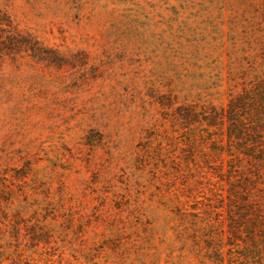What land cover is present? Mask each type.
I'll use <instances>...</instances> for the list:
<instances>
[{
    "label": "rangeland",
    "instance_id": "374dc122",
    "mask_svg": "<svg viewBox=\"0 0 264 264\" xmlns=\"http://www.w3.org/2000/svg\"><path fill=\"white\" fill-rule=\"evenodd\" d=\"M263 80L264 0H0V264H264V127L190 114Z\"/></svg>",
    "mask_w": 264,
    "mask_h": 264
},
{
    "label": "trees",
    "instance_id": "16d2710c",
    "mask_svg": "<svg viewBox=\"0 0 264 264\" xmlns=\"http://www.w3.org/2000/svg\"><path fill=\"white\" fill-rule=\"evenodd\" d=\"M184 113L183 118L187 119L190 117L187 111ZM190 114L196 116L194 122H197L199 125L202 122H206L209 126L214 124L219 127H223L224 123H226V127H264V80L259 83L258 81H254L243 85L238 93L233 94L229 98L225 107L221 106L218 109L212 106L205 107L198 113L190 111ZM252 146L258 147L257 144H253ZM262 151L264 150L262 149ZM239 173L242 178L248 177L251 179L243 168L240 169ZM239 180L240 178L227 179L232 188H230L228 198L232 205L238 201L237 204H234L236 211H241L242 215L248 216L252 227L256 228L260 222L264 221V193L261 192L262 189L258 188L252 192L245 190L241 184L243 181ZM231 213L233 212L231 211ZM253 221L255 223H252ZM228 264H247V262L241 263L229 259Z\"/></svg>",
    "mask_w": 264,
    "mask_h": 264
}]
</instances>
